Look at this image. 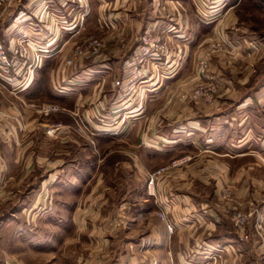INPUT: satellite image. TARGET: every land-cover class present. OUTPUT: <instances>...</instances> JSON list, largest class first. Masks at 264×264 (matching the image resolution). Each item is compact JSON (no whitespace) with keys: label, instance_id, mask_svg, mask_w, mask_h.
Returning a JSON list of instances; mask_svg holds the SVG:
<instances>
[{"label":"rangeland","instance_id":"1","mask_svg":"<svg viewBox=\"0 0 264 264\" xmlns=\"http://www.w3.org/2000/svg\"><path fill=\"white\" fill-rule=\"evenodd\" d=\"M39 1L13 0L6 5V18L0 19V24L10 21L11 15L16 12L15 7L26 13L36 7ZM17 2L20 3L15 6ZM57 6L53 4L52 9H48L53 22H46L57 25L61 36L70 39L67 44L71 45L73 39L72 47L59 52L54 48L51 51L40 50L49 30L42 20L35 18L33 24L23 21L18 25L19 36L8 44V48L7 44L5 48L2 47L6 53L10 55L11 47L22 40H29L38 54L35 65L42 59H50L52 65L54 61H62L64 67L81 59L87 61V67L91 70L86 71L84 78L80 77L81 84L71 85L72 91L81 92L83 96L91 95L92 87L101 80L106 82L102 94L106 97L104 105L107 108L109 106V110L114 109L112 105H117L119 98L125 94L129 96L134 89L139 93L136 92L132 97L137 102L142 101L145 109L142 116L126 115L127 124H124V128H129L127 132L121 131L123 125L117 126L121 112L108 111L107 117L100 116L110 124L105 127L107 132L117 133L112 134L115 139H108L104 136L107 134H101L98 140H94L93 127L88 126L81 116L80 105L70 112L75 118V126L69 128L67 133H56L59 122L47 126L46 134H42L33 147L36 164L29 166L24 180L18 185L20 191L0 204V264L18 262L10 258L14 252H18V257H24L20 259L23 264L201 263L196 259L189 262L182 257L179 261L173 259L171 251L180 250L182 244L173 237L175 227L169 232L163 218L170 219L163 205L170 202L171 195L164 197L159 194L157 186L162 182L165 193H168L175 171L181 172V176L187 175L185 172L188 173V168L196 169V173H215L220 170V161L225 160L229 172H235L234 161L224 154L225 143L236 141L239 134L237 128L231 127H250L246 137L250 140H255L257 134L264 135V128H260L264 127V0H84L83 3L68 5L72 12L70 19L64 18L62 14L65 10ZM153 7L159 11L153 13ZM124 8L132 19L139 18L141 25L160 14L169 17L174 13L181 18L180 28L162 24L168 29L165 33L169 37L160 36V47L152 55L160 62V69L164 72L165 78L160 85L159 80L156 83L152 79L149 86L143 88V78L131 76L132 66L128 63L131 61L134 64L144 28L137 29L140 33H137V45L126 58L128 54L119 49V45L125 40L127 24L122 21L116 25L110 23L112 14ZM205 15H211V19L214 16L215 20L205 23ZM56 18L60 19L54 20ZM215 21H218L215 23L217 25ZM150 27L153 29L156 25ZM172 32L181 33L178 38H174L179 43L180 60L173 72L164 64L171 55L169 44L172 45ZM93 39L99 41L95 48L89 44ZM109 41L117 43L114 52L106 50ZM27 56L28 53L15 57L13 63L17 64L19 60L20 64L28 62ZM69 59L72 63L66 65ZM92 62H97L95 69L104 66V71L94 70ZM109 64L114 67L105 71ZM25 70L22 69L21 73ZM39 75L41 77V73ZM110 79H118L119 85L114 91L116 94H112L114 92L109 87ZM130 80L133 85L128 88ZM53 92L58 94L55 90ZM39 99L26 101L39 119L61 109L60 102L49 96L45 100ZM42 104H50L56 109L39 111ZM157 127H176V134H184L185 127H224L225 130L219 132V128H215L210 134L212 148H207L204 142L207 138L204 139L200 134L196 138L199 143L187 142L173 147L166 144L159 146L155 152ZM142 133L147 134L145 138L149 145L142 142ZM217 137L221 143L216 145ZM90 153H95V163L85 172L87 168L79 158H88ZM205 153L213 155L211 159L212 163L216 162L215 167L206 163L203 157ZM124 155L128 157L126 160H123ZM80 166L84 174L88 175L83 180L75 175L80 172ZM255 167L258 170L255 172L259 176L258 182L264 183V162L261 160L259 166ZM64 179L70 182L64 184ZM185 179L179 181L186 182L180 188L172 189L181 198L182 193H198L202 197H212V201L220 206L222 195L227 197L229 193L228 188L222 194V190L218 189L214 181H209L207 175L206 180L201 179L196 184L192 178ZM76 183L79 187L75 186ZM27 189L29 191H25ZM218 206L215 207L216 212L221 214ZM237 210L241 211L236 204L230 214L236 228L234 216ZM204 217L206 221L213 219L207 213ZM219 220L221 225L223 218ZM224 221L228 219L225 217ZM245 224L243 230L237 228L243 238L247 234ZM200 232L205 235L202 229ZM215 252L217 250L214 247L210 253ZM245 260L246 264H251L247 258ZM209 261V264L222 263L218 259ZM261 261V257H258V264Z\"/></svg>","mask_w":264,"mask_h":264},{"label":"crops","instance_id":"2","mask_svg":"<svg viewBox=\"0 0 264 264\" xmlns=\"http://www.w3.org/2000/svg\"><path fill=\"white\" fill-rule=\"evenodd\" d=\"M0 1H2L0 5V19L2 20L6 18L4 17L6 14L4 11L7 9L6 5H9L13 0ZM19 3L20 2H17L15 6ZM72 3L75 2L71 0H40L36 7L28 10L26 13L15 7L16 12L11 15L10 21H3L0 24V47L5 48L7 44L8 48V44L13 41L15 37L19 36L20 30L18 25H20L21 22L27 21L32 23L36 18L39 21L42 20L44 26L49 30L44 39V44L40 45L39 49L51 51L54 48L58 52L65 49L68 50V48L73 45V39L70 42L71 45L67 44L70 39L61 36V30L58 29L57 25L52 26V24H50V22H53V17L50 15L51 12L48 9L51 10L53 4L55 6L58 5L65 10L62 14L64 18L70 19V14L72 12H70V7L68 5ZM153 6H155V4ZM129 8L130 7H126V9ZM126 9H121L122 14H120L121 11L117 12V14L113 13L110 20L111 25H116L118 21L127 24L128 29L126 30V37H124L125 40L122 45H119V49L126 52V55L128 54L126 58L133 53L136 47L135 45H137V33H139L137 29L139 30V27H142L143 30V28L146 29L151 25H156V28L153 27V30L162 37H169V35L165 33L168 29L165 28V25L162 26V24L167 23L168 25H172L174 29L181 27V18L179 15H173L174 13L169 17L160 14V16L154 17L153 19L146 18L147 20L145 23L141 25L142 21H140L139 18L132 19L130 15L128 16V10ZM155 10L159 11L156 7H153L151 11L154 13ZM59 19L56 18L54 20ZM217 22L218 21H215L214 24ZM61 26L63 29H66V27H64L65 25L61 24ZM31 28L33 27L31 26ZM180 34L181 33L178 32H172L170 34L172 45L169 44V52L171 55L164 64H166L167 69L172 72L175 66L179 64L180 60V52L178 51L179 43L174 39L178 38ZM64 36L66 37L65 34ZM56 40L57 43L55 44L54 41ZM116 45L117 43L114 44L113 41H109L106 47L107 52H114ZM162 58L161 56L160 59ZM92 63L94 64H91V67L94 70L104 71V66L95 69L97 67L95 63L97 62ZM164 64L162 65L163 67ZM88 65V62L82 59L68 67H64L62 61L58 63L54 61L52 65L50 59H42L41 62L39 61V63L35 65L33 58H29L28 62L25 61L21 64L20 60L17 64L16 62H12L6 69L0 67V167L2 169L1 179H3L0 182V204L11 199L20 191L18 185L24 180L25 175L29 171V166L31 164H36L35 160L37 159L36 156L33 155V147L35 146L36 140L40 139L42 134H46L47 126L51 123L59 122L60 127L55 130L58 134L67 133L69 128H74L75 118L70 112L75 106H77V108L78 105L81 106L79 108L81 116L85 119L88 126L93 127L92 133L94 140H98L101 134H107L104 136H107L108 139H115V135L112 134L117 133L107 132L105 128L110 125L108 121L104 120V118L107 117L106 114L108 111L121 112V115L119 114L117 126L121 125L122 127L123 125L121 131L123 130L124 132H127L129 129H126L127 127L124 128V124H127V120H125L126 115L139 114L142 116L144 113V103H142V101L137 102L136 99L132 97L136 92L139 93L136 89H134L129 96L125 94L122 98H119V102L116 103L117 105L113 104L112 106H114V109L111 110L108 109L109 106L107 108L106 105H104L106 99L104 94H102L104 92L103 86L106 83L104 81L101 82V80H99V82L92 87L91 95L83 96L81 92L72 91L71 85L81 84V82H79L80 77L84 78L86 71L91 70L90 67H87ZM113 67L114 66H110L109 64L107 66L108 70L105 71L112 70ZM22 69L26 70L21 73ZM159 70L161 71H159L158 74H152L150 70L147 72L146 77H143V88H147L151 83L149 81L152 79L153 82L159 80L158 85L162 83L165 77H163L164 74H162L163 69L161 68ZM82 71H84V73ZM39 73H41V77ZM112 78L115 77L113 76ZM10 84L12 85L11 87ZM82 84L85 83L83 82ZM109 84H111L109 85L111 91L116 92L119 85L118 79L117 81H115V79H110ZM53 90L57 91L58 94L53 92ZM115 92L112 94H116ZM48 96L50 99L59 101L61 109L58 112L52 113L49 117L39 119L34 109L31 108L29 103L26 104V101L37 100L39 97V100H45ZM117 96L120 97V94L117 93ZM100 116L104 118L102 119ZM120 116H123L124 119ZM215 128H219V132L225 130L224 127H185L183 132L186 134V137L184 134H176V127L175 129H173V127H157L155 130L157 133L156 137L158 138L157 147H154L155 149H153V151L157 152L159 146L163 147V145L166 144L173 147V145H184V143L187 142L199 143L196 138L199 137L200 134L203 135L204 139L207 138L204 140L207 144V148H212L210 145L213 139L210 134H213ZM231 128H237L239 134L237 135L236 141H230L228 144L225 143L227 146L226 153L224 154L228 155L231 160L234 161V165H236L235 172H229L228 162L225 160L220 161V170H216L215 173H213V171L211 173L203 171H201V173H196V169L188 168V173L185 172L187 175H182V177L181 172L175 171V173H173L171 189H169L171 191H168V193H165L164 190L166 189L163 187L162 182H159L157 186L159 194H162L164 197L171 195V197H169L170 202L165 203L163 206L168 214V218L173 220L172 222L174 223L175 233L173 237L177 239V242L182 244L180 250L171 251L174 260L176 259L179 261L181 260L180 257H182L183 260H187V262L195 261L194 259H196V261H201L199 264H204L206 261V263L209 264L208 262H211L209 261L210 259H218L219 262H222L221 264H246L245 259L247 258V260L251 261V264H258V257H261V264H264V236L255 233L253 228L254 218L257 215L264 216V183L258 182L259 176L257 177L255 173L258 171L255 166H259L261 160L264 162V135L257 134L255 135V140H250V138L246 139L248 136L247 133L251 130L250 127ZM167 133L171 136L167 135ZM147 134L142 133L140 138L143 143L149 145L148 140L145 138ZM167 138H170V140ZM184 138L188 140H184ZM43 139H45V137ZM220 143L221 140L217 137V143L215 144L217 145ZM90 147H92V145ZM260 149L263 150L260 152ZM207 151L210 150L208 149ZM203 157L207 160V164L211 163V166L215 167L216 162L213 161L212 163L211 159L214 158L213 155L205 153ZM124 158L123 160H126L128 158L127 155H124ZM79 159L87 168L85 172H88L91 169V167H88L95 163V153H90L88 158L80 157ZM244 163H247V165ZM79 171V173H75L78 178L83 180L85 176H88L86 175L87 173L84 174L82 166L79 167ZM206 175L209 181H214L218 189L222 190V194L229 188L231 196L224 197L222 195V206L215 204V202L212 201V197V199L205 196L202 197L198 193H182L181 196L183 197L181 198L179 197L180 195H175L174 192H172L173 188H180L181 185L186 183L179 182L181 180L186 181V177L187 179L192 178V181L196 184L197 181L201 179L206 180ZM40 181H42V179ZM69 182L70 181L64 179V184H68ZM75 186L79 187L78 183H76ZM25 191L29 190L27 189ZM28 194H31V192ZM39 195L40 193L37 194V196ZM232 196L234 201L231 200ZM169 200H167V202ZM236 204L242 211L250 213L249 219L245 224V232L249 234L248 239L242 237L241 232L230 219V214ZM216 206L220 207L221 214L216 212ZM205 213L212 216L213 219L206 221L204 217ZM225 217L228 219L227 222L224 221ZM220 218H223V223H221V225L219 222ZM153 226L154 224H152V227ZM201 229L205 231V235L200 232ZM214 247L217 252L210 253L211 249ZM167 254H169V252ZM185 255H187V258ZM18 256V252H14V254L11 255L10 258L16 261L19 260L12 264H23L20 259L24 257Z\"/></svg>","mask_w":264,"mask_h":264},{"label":"built area","instance_id":"3","mask_svg":"<svg viewBox=\"0 0 264 264\" xmlns=\"http://www.w3.org/2000/svg\"><path fill=\"white\" fill-rule=\"evenodd\" d=\"M78 3H83L84 0H71ZM211 15H205V19H203L204 22H211L215 20L214 16L213 19H211ZM160 36L154 32V30L151 27H148L144 29L143 33L140 36V43L138 45L137 52L135 53V61L134 64L130 61L128 63L129 66H132L131 76L134 78H143L146 77L147 72L150 70L152 74H158L160 69V62L155 58L152 57V55L155 53L156 48L158 49L160 47L159 44ZM23 41V43H22ZM21 42H18V44L15 47L10 48V55L6 53V51L0 47V67L2 69H6L9 67L13 62V58H17L19 56H25L26 53H28L29 56L27 58H33L34 62L38 60V54L35 51L34 44L30 43L29 40H22ZM89 44H93V48H95L99 41L96 39H93L89 42ZM78 48V47H76ZM148 57V59H146ZM71 60L66 61V65L71 64ZM203 64V61H202ZM129 77L131 79L132 77ZM127 87H132L133 82L130 80L127 83ZM33 105V104H32ZM56 109L55 107H52L50 104H42L40 106L39 111L48 112L50 110ZM2 177V169L0 167V182ZM230 193H227V196H229ZM234 216V222L237 225V228L240 230H243L244 224L247 219V215L249 216V213H245L244 211L237 210L235 211ZM166 221L167 227L169 232L173 231L174 223L171 219H166L163 217ZM254 229L258 234H264V216L257 215L254 221ZM244 237L247 238L248 235L244 234Z\"/></svg>","mask_w":264,"mask_h":264}]
</instances>
